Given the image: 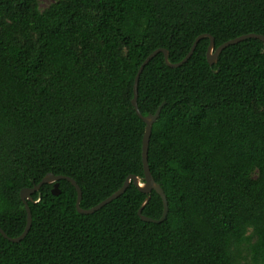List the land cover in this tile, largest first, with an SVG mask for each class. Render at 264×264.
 Returning a JSON list of instances; mask_svg holds the SVG:
<instances>
[{
    "label": "trees",
    "instance_id": "16d2710c",
    "mask_svg": "<svg viewBox=\"0 0 264 264\" xmlns=\"http://www.w3.org/2000/svg\"><path fill=\"white\" fill-rule=\"evenodd\" d=\"M264 36V0H0V228L21 234L19 191L72 178L89 209L130 175L144 183L145 123L131 100L152 51L181 61ZM200 38L182 65L157 53L137 81L142 116L161 105L147 161L161 197L132 181L90 214L58 180L27 200L0 264H264V43ZM148 200L144 202L145 198Z\"/></svg>",
    "mask_w": 264,
    "mask_h": 264
},
{
    "label": "water",
    "instance_id": "95a60500",
    "mask_svg": "<svg viewBox=\"0 0 264 264\" xmlns=\"http://www.w3.org/2000/svg\"><path fill=\"white\" fill-rule=\"evenodd\" d=\"M204 36H208L207 34H202L199 35L195 38L194 42L192 43L188 53L185 55V57L174 64H171L168 62L167 59V51L165 49L162 48H158L154 51H152L151 53H149L145 59L142 61V63L140 64L135 78H134V83H133V97L131 100L132 106L136 112V114L142 119V121L145 123V128H144V134L142 137V146H141V159H142V165H143V173H144V183H141L138 179V177L134 176V175H130L126 178V180L124 181L123 185L114 193H112L110 196H108L107 198H105L104 200L100 201L98 204H96L95 206L89 208V209H82L80 208L79 204H80V200H81V189L79 188V186L76 184V182L68 177V176H63V175H53L52 173H47L37 184H34L32 187L30 188H22L19 191V196L21 201L24 204V208L26 211V225L23 229V231L21 232V234L15 238H9L4 232L3 230L0 228V233L1 235L8 239L11 242H19L21 239L24 238V236L27 234L29 228H30V223H31V214H30V209L28 207L27 204V200L28 201H32L31 199V195L33 193H35L36 191H38V189L40 188L41 185L43 184H53L52 185V193L54 195H58L59 194V189H58V180L61 179H65L67 180L70 184H72V186L75 188L76 190V201H75V207L76 210L79 213L82 214H90L96 210H98L99 208H101L102 206H104L105 204L109 203L110 201H112L113 199L119 197L126 189V187L128 186L129 182L132 181L133 184L143 193L148 194L150 191L154 190L160 197L162 200V213L160 218L158 219H152L149 217H146L144 215L141 214V207L138 210V216L140 217V219L142 221H146V222H154V223H159L161 221H163L166 217L167 214V202H166V197L165 194L163 192V190L161 189V187L159 186V184H157L148 167V161H147V150H148V140H149V136L151 133V127L152 124L154 123V121L158 118L159 116V112L161 109V105H159L157 107V109L155 110V112L153 114H149L147 116H142L138 110L137 107V81H138V77L141 73V71L143 70V68L145 67V65L157 54V53H162L163 57H164V61L165 63L170 66V67H178L180 65H182L185 61H187V59L191 56L198 40ZM209 37V45L207 47V51H206V60L209 63V65H212L216 62L217 60V56L218 54L227 46L238 43L240 41H243L245 39L248 38H254V39H258L260 41H262L264 43V36L260 35V34H255V33H249V34H245V35H241L238 36L234 39H230L224 43H222L221 45H219L217 48L214 49V40L213 37L208 36ZM148 200V197L145 198L144 202H146Z\"/></svg>",
    "mask_w": 264,
    "mask_h": 264
},
{
    "label": "rangeland",
    "instance_id": "374dc122",
    "mask_svg": "<svg viewBox=\"0 0 264 264\" xmlns=\"http://www.w3.org/2000/svg\"><path fill=\"white\" fill-rule=\"evenodd\" d=\"M53 0H37V6L39 10H43L46 6H48Z\"/></svg>",
    "mask_w": 264,
    "mask_h": 264
},
{
    "label": "bare ground",
    "instance_id": "6f19581e",
    "mask_svg": "<svg viewBox=\"0 0 264 264\" xmlns=\"http://www.w3.org/2000/svg\"><path fill=\"white\" fill-rule=\"evenodd\" d=\"M215 49V48H214Z\"/></svg>",
    "mask_w": 264,
    "mask_h": 264
}]
</instances>
